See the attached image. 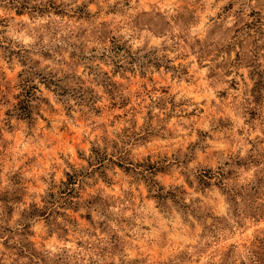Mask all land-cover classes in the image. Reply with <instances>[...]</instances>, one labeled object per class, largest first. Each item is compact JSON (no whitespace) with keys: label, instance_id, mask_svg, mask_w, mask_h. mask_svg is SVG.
<instances>
[{"label":"rangeland","instance_id":"374dc122","mask_svg":"<svg viewBox=\"0 0 264 264\" xmlns=\"http://www.w3.org/2000/svg\"><path fill=\"white\" fill-rule=\"evenodd\" d=\"M0 264H264V0H0Z\"/></svg>","mask_w":264,"mask_h":264},{"label":"trees","instance_id":"16d2710c","mask_svg":"<svg viewBox=\"0 0 264 264\" xmlns=\"http://www.w3.org/2000/svg\"><path fill=\"white\" fill-rule=\"evenodd\" d=\"M20 108H19V111H20V116L21 117H28L29 116V107H28V105L25 103V102H20ZM69 182H68V184L67 185H71V184H73V182H71L72 181V178L70 177L69 178V180H68Z\"/></svg>","mask_w":264,"mask_h":264}]
</instances>
